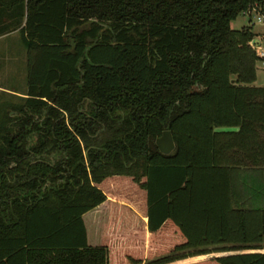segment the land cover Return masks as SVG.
<instances>
[{"label":"trees","instance_id":"trees-1","mask_svg":"<svg viewBox=\"0 0 264 264\" xmlns=\"http://www.w3.org/2000/svg\"><path fill=\"white\" fill-rule=\"evenodd\" d=\"M253 7L0 0V35L27 53L26 97L0 108V264H264L261 59L231 28ZM109 186L137 191L141 221L119 205L90 246Z\"/></svg>","mask_w":264,"mask_h":264},{"label":"crops","instance_id":"crops-1","mask_svg":"<svg viewBox=\"0 0 264 264\" xmlns=\"http://www.w3.org/2000/svg\"><path fill=\"white\" fill-rule=\"evenodd\" d=\"M255 35L263 31L254 32ZM262 34V33H261ZM18 37V38H17ZM264 38V37H263ZM255 40H260L256 36ZM27 90V53L26 48L17 31L0 35V108L5 103H18L25 98ZM108 201L99 206L95 211L103 209L108 211ZM97 226V229L95 227ZM101 222H97L94 230L97 232V239H91L86 227L87 241L90 246H96L90 242H97L100 236ZM203 260L194 258L176 264H187Z\"/></svg>","mask_w":264,"mask_h":264},{"label":"rangeland","instance_id":"rangeland-1","mask_svg":"<svg viewBox=\"0 0 264 264\" xmlns=\"http://www.w3.org/2000/svg\"><path fill=\"white\" fill-rule=\"evenodd\" d=\"M243 27H249L251 29V31H254V32H259L260 30L263 31V32H261L262 34L259 33V34H256V36L260 37L261 41L264 42V38H263L264 37V24L260 25L257 23V15L255 13H252L249 17L240 15L237 18V20H235L231 23V28L233 30H240ZM251 86L264 87V61H261L257 64L256 81ZM111 188L112 187L109 186V187H107V189H104V187L102 189L107 190L110 201L113 204L118 205V207H115V208L113 207V213L110 215L109 211L103 210L101 208L97 211L92 212L91 214H87L86 216H84V219L87 217L85 219V224L87 226V229L89 232V237L91 239H97V232H96V230H94L96 223L101 222V224H102L98 241L95 243L90 242L91 244H95L96 246L102 245L101 234L103 232L104 225H107V228H108L109 225H111V223H112L113 217L116 215L115 217H117V219H118V217L121 215L122 212H120L121 210L119 208H121V207L119 205H122V207H123L122 210L124 211V213L131 212L134 215H136V221L138 223L141 221L139 207L137 208V211H136V208L133 204L134 198H131V197H133V195L137 197V191L134 188L128 187L126 190V193H125L126 195H124V197H123L121 193L112 191ZM131 192H133V195H131L132 194ZM95 229H97V226L95 227ZM138 231H139V229H138ZM105 234H106V232H105ZM136 234H135L136 237L140 238L139 234L138 233H136ZM215 256H220V255L213 254V255H210L209 257H215Z\"/></svg>","mask_w":264,"mask_h":264},{"label":"water","instance_id":"water-1","mask_svg":"<svg viewBox=\"0 0 264 264\" xmlns=\"http://www.w3.org/2000/svg\"><path fill=\"white\" fill-rule=\"evenodd\" d=\"M158 151L163 155H169L174 151L175 145L170 131H164L155 142Z\"/></svg>","mask_w":264,"mask_h":264},{"label":"built area","instance_id":"built-area-1","mask_svg":"<svg viewBox=\"0 0 264 264\" xmlns=\"http://www.w3.org/2000/svg\"><path fill=\"white\" fill-rule=\"evenodd\" d=\"M252 13L257 15V23L260 25L264 24V13L260 12L257 7H253L251 10H248L242 14V16L249 17ZM255 51L256 55L264 61V42L255 40Z\"/></svg>","mask_w":264,"mask_h":264}]
</instances>
